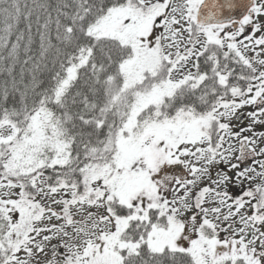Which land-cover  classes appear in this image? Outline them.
Wrapping results in <instances>:
<instances>
[{"label":"snow or ice","instance_id":"snow-or-ice-1","mask_svg":"<svg viewBox=\"0 0 264 264\" xmlns=\"http://www.w3.org/2000/svg\"><path fill=\"white\" fill-rule=\"evenodd\" d=\"M0 264H264V0H0Z\"/></svg>","mask_w":264,"mask_h":264}]
</instances>
